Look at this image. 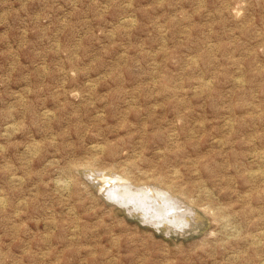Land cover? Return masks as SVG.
Instances as JSON below:
<instances>
[{"label": "rangeland", "instance_id": "obj_1", "mask_svg": "<svg viewBox=\"0 0 264 264\" xmlns=\"http://www.w3.org/2000/svg\"><path fill=\"white\" fill-rule=\"evenodd\" d=\"M0 264H264V0H0Z\"/></svg>", "mask_w": 264, "mask_h": 264}, {"label": "bare ground", "instance_id": "obj_2", "mask_svg": "<svg viewBox=\"0 0 264 264\" xmlns=\"http://www.w3.org/2000/svg\"><path fill=\"white\" fill-rule=\"evenodd\" d=\"M101 181L103 182L102 190L104 189L105 195L107 194L110 200L117 201L128 207L131 206L132 210L142 214L145 222L157 228L164 224L174 228H182L186 225L184 216L187 211L183 208L182 210L186 213H180L179 209L181 207L177 200L171 198L164 191L152 189V186L150 187L151 189L149 187L145 189L143 186L134 187L128 180L122 177H104ZM169 229L167 228L166 230Z\"/></svg>", "mask_w": 264, "mask_h": 264}]
</instances>
